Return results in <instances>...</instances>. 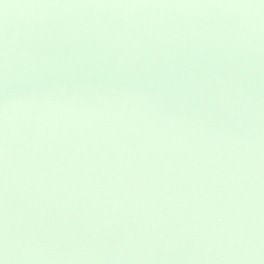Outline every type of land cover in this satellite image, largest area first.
I'll list each match as a JSON object with an SVG mask.
<instances>
[{"label": "water", "instance_id": "water-1", "mask_svg": "<svg viewBox=\"0 0 264 264\" xmlns=\"http://www.w3.org/2000/svg\"><path fill=\"white\" fill-rule=\"evenodd\" d=\"M4 264H264L261 0H0Z\"/></svg>", "mask_w": 264, "mask_h": 264}, {"label": "snow or ice", "instance_id": "snow-or-ice-1", "mask_svg": "<svg viewBox=\"0 0 264 264\" xmlns=\"http://www.w3.org/2000/svg\"><path fill=\"white\" fill-rule=\"evenodd\" d=\"M262 3H264V0H261ZM0 264H4V260L0 259Z\"/></svg>", "mask_w": 264, "mask_h": 264}]
</instances>
